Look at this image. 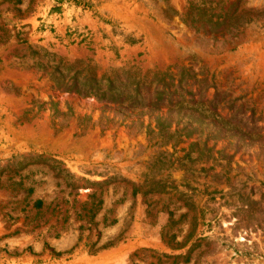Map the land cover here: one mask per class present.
Returning a JSON list of instances; mask_svg holds the SVG:
<instances>
[{
  "label": "rangeland",
  "instance_id": "rangeland-1",
  "mask_svg": "<svg viewBox=\"0 0 264 264\" xmlns=\"http://www.w3.org/2000/svg\"><path fill=\"white\" fill-rule=\"evenodd\" d=\"M0 264H264V0H0Z\"/></svg>",
  "mask_w": 264,
  "mask_h": 264
},
{
  "label": "trees",
  "instance_id": "trees-1",
  "mask_svg": "<svg viewBox=\"0 0 264 264\" xmlns=\"http://www.w3.org/2000/svg\"><path fill=\"white\" fill-rule=\"evenodd\" d=\"M78 66V64L70 65L67 66V69L68 71L72 72ZM121 73L109 75L107 81H104V83L102 80L95 79L93 74V66L90 64H86L83 70L81 69L80 71H76V75L73 78V83L69 86L64 87V91L76 93L82 97L93 95L101 101L108 100L110 102L123 103V101L125 100L123 98V96H125L123 93L125 91H129L128 88L130 87L129 85L131 83L130 80L133 79V83L135 84L136 89L134 90L135 95L131 104L134 106V104L139 105V98L142 94V91H145L146 93L150 92V88L153 84H155V99L152 100V97L149 95L150 100L155 102H150V105L148 104L149 107L159 108L167 103L169 104L168 106L171 110L176 109L174 110V113H176L177 111V115L179 116V118H181V120H185L186 116H188L186 119L189 122L187 126L191 125V123L203 125V119L199 116L201 113V108L199 106H196V102L193 100V98L186 101L185 97H177L174 93H169L170 98L166 100L165 96L167 95V93L164 90L162 92L160 91V85L167 86V80L173 81L172 74L155 73L151 78L148 75H143L139 78L137 77L138 74L136 73V71L127 70ZM82 74H85L86 77H84V80L81 82L79 77H81ZM124 83H126V85ZM187 94L192 95V93L190 92H187ZM185 102H188L190 104L185 107ZM156 123L161 133L164 132V128L168 132L171 126V122L163 118H158ZM187 126L185 128L186 130L188 129ZM40 205L41 202L38 203V206Z\"/></svg>",
  "mask_w": 264,
  "mask_h": 264
}]
</instances>
